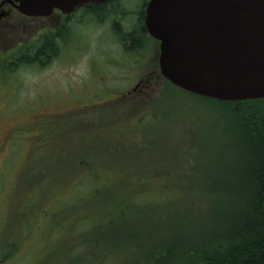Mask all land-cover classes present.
Returning a JSON list of instances; mask_svg holds the SVG:
<instances>
[{"label":"rangeland","instance_id":"374dc122","mask_svg":"<svg viewBox=\"0 0 264 264\" xmlns=\"http://www.w3.org/2000/svg\"><path fill=\"white\" fill-rule=\"evenodd\" d=\"M124 1V7H135L133 14L122 16L123 25L128 29L139 20L145 0ZM106 23L98 24L97 20L76 23L81 31L75 30L81 33L83 42L75 47L69 60L51 61L42 69L22 67L24 69L17 75L8 73L7 77L0 67V264H59L63 257L70 264L73 261L75 264L140 262L139 244L134 245V242L147 241L150 234L158 237L168 231L179 232L190 220L187 213H200L203 200L193 195L180 202L173 218L167 216L166 220L172 219L170 222H143L136 227L131 224L128 232L136 231L141 234L139 238H126L124 232L121 233L127 228L125 225L123 230L119 224L96 225L93 231H102L104 236L98 245L90 242L88 235L92 226L90 212L82 221L69 217L71 214L65 219L55 214L62 204L72 203L58 202L72 199V180L79 177V173L73 172L74 163L80 151L104 149L115 144L121 148L125 146L130 160L177 161L182 170L158 175L194 184L201 181V177L212 175L213 170V173L218 172L217 168L208 170L202 164L218 160L212 153L222 147L223 141L219 137L216 141L206 140L212 143L208 145L204 129L213 128L219 135L226 136L222 128L230 129L234 124L230 113L209 107L198 94L167 80L154 84V88L151 85L144 91L146 95H136V83L147 68L135 66L134 56L113 40ZM6 41V34L0 30V52L8 45ZM144 49L152 50L148 59L151 63L155 61L156 48L149 44ZM128 51L136 52L137 48ZM136 71L139 73L135 77ZM95 92L100 95H92ZM147 109L159 115V119L154 120L156 131L154 127L144 129L136 124L138 116ZM170 147H177L178 152L159 156L160 151L165 152ZM199 148L204 149L202 156H199ZM95 154L106 153L92 156ZM135 154L140 155L135 158ZM57 197L60 198L52 206ZM50 205L52 210L47 218L65 220L58 231L51 227V222H55L48 223L37 211ZM155 215L158 216V212ZM199 226L200 223L198 227L189 228L198 229ZM212 226L210 223L207 228ZM75 227L78 228L72 232ZM46 228L53 230L51 236L42 235ZM116 231L121 234H115ZM13 241L18 245L15 244V251L7 256L10 244L11 248L14 246ZM77 243L79 247L73 249ZM160 247L164 256L161 263H165L172 254L167 253L165 243ZM151 248L146 245L147 250L143 247L141 251L148 253ZM71 252L74 254L70 255ZM172 257L177 262L180 260L179 254Z\"/></svg>","mask_w":264,"mask_h":264},{"label":"trees","instance_id":"16d2710c","mask_svg":"<svg viewBox=\"0 0 264 264\" xmlns=\"http://www.w3.org/2000/svg\"><path fill=\"white\" fill-rule=\"evenodd\" d=\"M104 6L103 2L95 4L93 8L100 13ZM115 25L119 26L118 23ZM135 26L138 28L139 23ZM128 34L131 39L130 46L133 47L140 38L135 33ZM199 97L207 102L209 107L215 106L223 112L230 113L234 123L232 127L229 126L230 129L222 128L226 136L222 133L219 135L216 130H212L213 128L204 129L205 138L207 135L205 142L208 145L212 146V143L206 140L216 141L219 137L218 139L223 141L222 147L212 153L218 160L202 164L203 168L208 170L217 168V173H213V170L212 175L201 177V181L189 184L186 181L170 180L158 175L166 171L182 170L177 161L164 163L134 161L133 158L130 160L126 156L125 146L121 148L115 144L104 149L87 150L84 153L80 151L74 163L73 172L79 173V177L72 180L74 185L72 199H62L58 202L72 203L62 204L60 211L55 213L56 216L61 215L65 219L71 214L69 217L82 221L90 212L92 226L88 235L90 242L98 245L102 243L101 238L104 236L102 231H93L94 226L119 224L121 225L119 228L123 230L125 225L127 228L121 232L125 235L122 234L118 239L123 235L126 238L127 236L139 238L141 234L136 231L128 232L131 224L136 227L143 222L150 224L170 222L172 219H169L176 214L180 202L195 195L203 201L200 213H187L190 219L188 223L193 224L187 223L178 230L179 232L168 231L166 235L158 237L150 234L147 241L134 242V245L139 244L137 246L141 255L139 261L142 262L144 259L146 261L131 263L264 264V98L226 101ZM158 119L159 115L155 114L154 110L147 109L138 116L136 124L144 129L154 127L156 131L154 120ZM167 151L169 152L166 155ZM199 151V156L201 151L202 155L204 154V149L199 148ZM98 152L106 154L92 156ZM122 152L124 156H121ZM177 152V147H170L158 154L171 156ZM139 155L134 156L138 158ZM32 160L33 158L30 162ZM58 198L60 197L55 198L50 204L53 206ZM195 203L197 202L193 204ZM51 205L38 208L37 211L41 212L48 223L55 222H51V227L53 230L57 228L58 231L65 220L54 221L47 218L52 210ZM85 211L86 213H81ZM157 212L158 216L155 215ZM94 214H97V217H92ZM167 216L170 218L166 220ZM198 223H200L198 229L189 228L198 227ZM210 223L213 226L208 229L207 225ZM76 228L78 227L73 228L72 232ZM52 231L46 228L42 235L51 236ZM121 233L116 231L115 234ZM13 242V248L12 244L8 247L7 256L13 253L18 245L17 241ZM162 243L167 245V253L172 254L165 263H161L164 257L160 247ZM146 245L152 246L151 251L143 253L141 249L143 247L146 249ZM78 247L79 243L75 244L73 249ZM72 254L74 253L71 252L70 255ZM173 254L180 255L178 262L172 257ZM101 262L99 264H102ZM59 264L70 263L65 262L63 257Z\"/></svg>","mask_w":264,"mask_h":264},{"label":"water","instance_id":"95a60500","mask_svg":"<svg viewBox=\"0 0 264 264\" xmlns=\"http://www.w3.org/2000/svg\"><path fill=\"white\" fill-rule=\"evenodd\" d=\"M29 15L101 0H15ZM147 30L173 84L220 99L264 98V0H149Z\"/></svg>","mask_w":264,"mask_h":264},{"label":"flooded vegetation","instance_id":"af4514ba","mask_svg":"<svg viewBox=\"0 0 264 264\" xmlns=\"http://www.w3.org/2000/svg\"><path fill=\"white\" fill-rule=\"evenodd\" d=\"M149 0H145L143 10L139 20V26H133L125 29L123 25V15L133 14L135 7L126 8L124 0H101L98 2H88L78 6L72 12H64L60 8L54 10L48 15H29L21 12L12 0H0V30L6 34V44L0 52V67L3 68L4 75L8 73L18 74L22 67H34L42 69L51 61L69 60L70 56L79 47L83 41L81 33L75 24L84 20H97L98 24L107 22L109 34L113 40L119 43L122 48L130 55H133L135 66L147 68L143 77L136 83V95H146V92L154 88V84H160L168 79L162 74L160 68V40L152 36L145 25L146 8ZM105 3L102 12H97L93 6L98 3ZM118 23V27L115 25ZM80 30V29H78ZM81 31V30H80ZM135 33L140 38L138 43L133 46L137 48L136 52L128 51L133 48L130 46L131 39L128 33ZM79 34V35H78ZM129 35V34H128ZM83 36V35H82ZM4 41V40H3ZM77 41V44H75ZM143 42V44H142ZM146 42L156 48L155 61L149 62V49H144ZM77 45V46H76ZM111 52V51H110ZM139 72H135V77ZM134 77V78H135ZM101 80V77H100ZM10 86V85H9ZM8 86V88H10ZM132 94V92H128ZM134 93V94H135ZM92 95H100L95 92Z\"/></svg>","mask_w":264,"mask_h":264}]
</instances>
